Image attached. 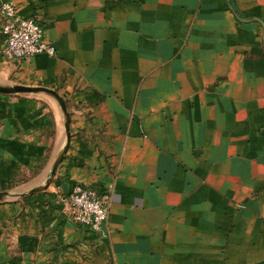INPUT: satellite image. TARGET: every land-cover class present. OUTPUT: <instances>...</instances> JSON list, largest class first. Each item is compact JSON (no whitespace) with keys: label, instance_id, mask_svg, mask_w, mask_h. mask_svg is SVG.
Listing matches in <instances>:
<instances>
[{"label":"crops","instance_id":"obj_1","mask_svg":"<svg viewBox=\"0 0 264 264\" xmlns=\"http://www.w3.org/2000/svg\"><path fill=\"white\" fill-rule=\"evenodd\" d=\"M8 1L56 54L6 57L0 14V86L66 110L0 91V264H264V0Z\"/></svg>","mask_w":264,"mask_h":264},{"label":"built area","instance_id":"obj_2","mask_svg":"<svg viewBox=\"0 0 264 264\" xmlns=\"http://www.w3.org/2000/svg\"><path fill=\"white\" fill-rule=\"evenodd\" d=\"M4 18L2 53L14 60H25L39 53L56 54L53 44L46 42L43 25L36 17L24 18L18 13L13 1L0 4ZM113 190L77 184L73 190L62 196L65 212L77 223L95 231H102L113 203Z\"/></svg>","mask_w":264,"mask_h":264},{"label":"water","instance_id":"obj_3","mask_svg":"<svg viewBox=\"0 0 264 264\" xmlns=\"http://www.w3.org/2000/svg\"><path fill=\"white\" fill-rule=\"evenodd\" d=\"M0 91L1 92H6V93H34V92H47L52 95H54L61 105L63 106L64 110L65 108V103L62 97L54 90L50 88H46L43 86H25V85H15V86H10V87H2L0 86ZM67 127H69V123H67Z\"/></svg>","mask_w":264,"mask_h":264}]
</instances>
